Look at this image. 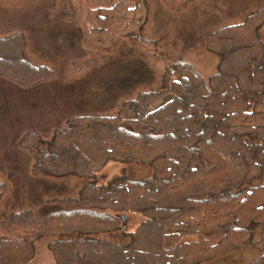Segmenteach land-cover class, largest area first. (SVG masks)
Segmentation results:
<instances>
[{
  "label": "trees",
  "instance_id": "16d2710c",
  "mask_svg": "<svg viewBox=\"0 0 264 264\" xmlns=\"http://www.w3.org/2000/svg\"><path fill=\"white\" fill-rule=\"evenodd\" d=\"M190 1L167 0L174 9ZM80 5L94 49L113 50L124 37L153 45L136 36L143 0L134 8L132 0ZM263 24L264 9L209 37L220 63L208 80L178 64L160 90L126 101L114 116L71 118L47 144L26 134L20 145L34 157V175L94 178L111 162L132 161L152 174L89 182L78 197L54 200L64 209L42 219L29 209L13 214V235L0 237V264H29L35 244L49 237L55 264H208L243 249L258 250L252 264H264ZM25 47L22 33L0 37V76L24 88L52 81L54 72L29 62ZM7 190L0 182V200ZM127 214L142 218L134 230L124 228Z\"/></svg>",
  "mask_w": 264,
  "mask_h": 264
},
{
  "label": "rangeland",
  "instance_id": "374dc122",
  "mask_svg": "<svg viewBox=\"0 0 264 264\" xmlns=\"http://www.w3.org/2000/svg\"><path fill=\"white\" fill-rule=\"evenodd\" d=\"M143 3L146 11L136 36L153 45L139 48L124 37L115 49L98 50L88 45L89 26L83 23L80 0H0V37L22 33L25 58L55 75L31 88L0 76V182L8 189L0 200V237L13 235L7 228L13 214L29 209L42 219L64 209L54 200L78 197L89 182L107 185L115 176L144 179L152 174L148 166L132 161L111 162L94 178L34 175V157L20 145L26 134L35 131L47 144L71 118L114 116L126 101L160 90L165 71L178 64L191 65L210 79L219 72L220 57L208 50L209 37L264 9V0H191L182 9L172 8L167 0ZM258 33L264 44V24ZM123 218V225L132 230L142 220L131 214ZM52 240L35 244L29 264H55L48 249ZM258 256L256 249H243L208 264H252Z\"/></svg>",
  "mask_w": 264,
  "mask_h": 264
},
{
  "label": "crops",
  "instance_id": "0c3cea01",
  "mask_svg": "<svg viewBox=\"0 0 264 264\" xmlns=\"http://www.w3.org/2000/svg\"><path fill=\"white\" fill-rule=\"evenodd\" d=\"M62 28H64V30H65L66 32H67V31L70 32L69 30L66 29L65 24L62 25Z\"/></svg>",
  "mask_w": 264,
  "mask_h": 264
},
{
  "label": "water",
  "instance_id": "95a60500",
  "mask_svg": "<svg viewBox=\"0 0 264 264\" xmlns=\"http://www.w3.org/2000/svg\"><path fill=\"white\" fill-rule=\"evenodd\" d=\"M123 222H125V219L123 218ZM125 226V225H124ZM124 228H126V226L124 227Z\"/></svg>",
  "mask_w": 264,
  "mask_h": 264
}]
</instances>
